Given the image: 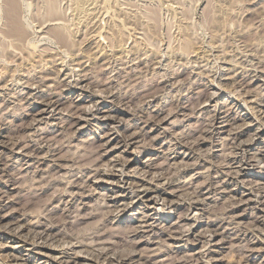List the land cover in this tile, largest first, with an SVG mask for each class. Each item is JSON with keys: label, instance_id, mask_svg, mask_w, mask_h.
<instances>
[{"label": "rangeland", "instance_id": "obj_1", "mask_svg": "<svg viewBox=\"0 0 264 264\" xmlns=\"http://www.w3.org/2000/svg\"><path fill=\"white\" fill-rule=\"evenodd\" d=\"M15 2L0 264H264V0Z\"/></svg>", "mask_w": 264, "mask_h": 264}, {"label": "bare ground", "instance_id": "obj_2", "mask_svg": "<svg viewBox=\"0 0 264 264\" xmlns=\"http://www.w3.org/2000/svg\"><path fill=\"white\" fill-rule=\"evenodd\" d=\"M5 2H6V6H5V8H6V10H5V15H4V17H5V27H6V29L4 30L5 32L3 33L4 34V36L7 38H14L15 39V41L16 42H18L19 44H22L23 42L22 41H24V38H25V35H24V33H23V31H22V29H21V26L19 25V22H18V17H17V13H18V7H17V4H16V2H15V0H5ZM262 12V11H261ZM47 18H48V20H54V19H56V14L55 13H53V12H49L48 13V15H47ZM62 34H60L59 32L57 33V32H55V39H57L58 41H59V43H61L62 45L63 44H66L65 43V41H64V39L62 38V36H61ZM54 39V40H55ZM88 39V38H87ZM12 40V39H11ZM63 41H64V43H63ZM12 42V41H11ZM15 42V43H16ZM22 42V43H21ZM57 42V41H56ZM14 43V41H13V44H12V46L14 45H16ZM17 43V44H18ZM11 44V43H10ZM57 44V43H56ZM59 45V44H58ZM20 46V45H16V48H14V49H17L18 47ZM3 47H4V45H3ZM2 47V48H3ZM9 49H11V47L9 48ZM13 49V50H14ZM5 50V49H4ZM12 50V49H11ZM193 50V49H192ZM6 51V50H5ZM9 51V50H8ZM3 52V51H2ZM14 52V51H13ZM191 52V51H190ZM5 53V52H4ZM10 53V52H9ZM34 54V53H33ZM57 54V53H56ZM8 55H10V54H8ZM7 55V56H8ZM28 55H30V54H28ZM1 56V55H0ZM12 56V55H11ZM16 56V55H15ZM32 56H34V55H32ZM44 56V55H43ZM155 56V55H154ZM2 57V56H1ZM50 57V56H49ZM48 57V58H49ZM56 57V56H55ZM8 58V57H7ZM54 58V57H53ZM108 58V57H107ZM40 59H41V57H40ZM47 59V58H46ZM6 60V59H5ZM11 60H13V59H11ZM15 60V59H14ZM38 60V59H37ZM22 61V60H21ZM55 62V61H54ZM6 63V62H5ZM24 63V62H23ZM39 63H41V62H39ZM9 64H11V63H9ZM38 64V63H37ZM54 64V63H53ZM5 70V69H4ZM3 70V71H4ZM0 74H2V73H0ZM3 75V74H2ZM1 77V76H0ZM170 78V77H169ZM163 82V81H162ZM235 83V82H234ZM238 85V84H237ZM100 86V85H99ZM239 86V85H238ZM240 87V86H239ZM54 94V93H53ZM91 94V93H90ZM152 94V93H151ZM57 95V94H56ZM154 95V94H153ZM209 97H211V96H209ZM146 98V97H145ZM213 98V97H212ZM205 99V98H204ZM210 99V98H209ZM208 99V100H209ZM198 100H199V98H198ZM200 101H202V100H200ZM207 101V100H206ZM50 102H52V101H50ZM49 102V103H50ZM198 102V101H197ZM177 103V102H176ZM199 103V102H198ZM198 105V104H197ZM172 109V108H171ZM180 109V108H179ZM133 111V110H132ZM134 112V111H133ZM38 113V112H37ZM169 113V112H168ZM84 114V113H83ZM82 115V114H81ZM171 115V114H170ZM113 117V116H112ZM115 117V116H114ZM150 118V117H149ZM153 118V117H152ZM118 119V118H117ZM155 119V118H154ZM111 120H112V118H111ZM159 121V120H158ZM78 122V121H77ZM115 122V121H114ZM145 122V121H144ZM162 122V121H161ZM28 126V125H27ZM237 129V128H236ZM205 130V129H204ZM236 132V131H235ZM232 134V133H231ZM241 134V133H240ZM239 134V135H240ZM124 137V136H123ZM183 138V137H182ZM178 140V139H177ZM238 141V140H237ZM242 141V140H241ZM125 142V141H124ZM234 143V142H233ZM239 144H240V142H239ZM101 145V144H100ZM238 145V144H237ZM98 150V149H97ZM101 150V149H100ZM244 151V150H243ZM93 153V152H92ZM91 153V154H92ZM90 154V155H91ZM95 155V154H94ZM90 157V156H89ZM244 158V157H243ZM76 159V158H75ZM239 160V159H238ZM81 163V162H80ZM89 163H91V162H89ZM240 163V162H239ZM77 164V163H76ZM225 165H226V163H225ZM241 165V164H240ZM60 166V165H59ZM84 166V165H83ZM93 166V165H92ZM244 166V165H243ZM247 166V165H246ZM81 168H83L82 166H80ZM88 168V167H87ZM93 171V170H92ZM98 171V170H97ZM162 172V171H161ZM113 173V172H112ZM112 173H108L107 175H105L106 173H104V171H103V173H102V171L101 172H98L97 173V177H104V176H114V174H112ZM126 173V172H125ZM95 174H96V172H95ZM171 174V173H170ZM170 174H168L167 176H169ZM69 175V174H68ZM122 175V174H121ZM96 177V176H95ZM164 177V176H163ZM170 177V176H169ZM81 178V177H80ZM99 181V180H98ZM98 181H96V182H98ZM59 183V182H58ZM108 182H106V184H107ZM133 184V183H132ZM138 184V183H137ZM71 186V185H70ZM142 187H144V186H142ZM159 187V186H158ZM134 188V187H133ZM146 188V187H145ZM155 189V188H154ZM58 190V189H57ZM60 190V189H59ZM140 190V189H139ZM164 190V189H163ZM192 190V189H191ZM128 191V190H127ZM134 191V190H133ZM145 191H147V189H144V192L143 193H145ZM153 192V191H152ZM188 192V191H187ZM186 192V193H187ZM61 193H62V191H61ZM133 193V192H132ZM196 193V192H195ZM250 193V192H249ZM252 194V193H251ZM32 195V194H31ZM70 195V194H69ZM129 195V194H128ZM63 196V195H62ZM132 196V195H131ZM188 196V195H187ZM51 197H53V196H51ZM59 197V196H58ZM139 197V196H138ZM152 197H154V196H152ZM188 198V197H187ZM199 199V198H198ZM185 200V199H184ZM31 201V200H30ZM240 201V200H239ZM155 203V202H154ZM29 204V203H28ZM126 204V203H125ZM181 204V203H180ZM27 205V204H26ZM46 205V204H45ZM44 205V202H43V206H45ZM35 206V205H34ZM195 205H194V202H190L189 204H187V208L188 209H190V208H192V207H194ZM40 207V206H39ZM98 209V208H97ZM124 210V209H123ZM122 210V211H123ZM107 211V210H106ZM93 212H95V211H93ZM105 212H103L102 214H104ZM111 213V212H110ZM95 214V213H94ZM87 216V215H86ZM100 216V215H99ZM108 216V215H107ZM22 224V223H21ZM24 224V223H23ZM99 224V223H98ZM28 225V224H27ZM105 225V224H104ZM102 226V225H101ZM21 227H24V226H22L21 225ZM90 227V226H89ZM34 228V227H33ZM123 228V227H122ZM92 229V228H91ZM116 229V228H115ZM126 229V228H125ZM131 229V228H130ZM87 230H89V228L87 229ZM124 230V229H123ZM23 231V230H22ZM86 231V230H85ZM91 231V230H90ZM209 231V230H208ZM37 232H39V231H37ZM41 232H43V230L41 231ZM84 232V231H83ZM132 232H134L133 230H132ZM184 232V231H183ZM36 233V232H35ZM44 233V232H43ZM49 233V234H48ZM58 233V232H57ZM81 233V232H80ZM128 233V232H127ZM126 233V234H127ZM130 233V232H129ZM186 233V232H185ZM216 233V232H215ZM42 234H40V236H41ZM45 235H50V236H52V237H54V236H57V234H54L53 233V231L51 230V228L50 229H47L46 231H45ZM44 235V236H45ZM54 235V236H53ZM62 235V234H61ZM60 235V236H61ZM82 235V234H81ZM117 235V234H116ZM187 235V234H186ZM16 237L17 236H19V233L17 234V235H15ZM23 236V235H22ZM21 236V237H22ZM68 236V235H67ZM84 236H86V235H84ZM124 236H125V233H124ZM183 236H184V234H183ZM20 237V238H21ZM43 237V236H42ZM51 237V239H53ZM64 237V236H63ZM93 237V236H92ZM115 238H117V239H120V240H122V238H120V237H118V236H114ZM121 237H123V236H121ZM177 237V236H176ZM25 238V237H24ZM55 238V237H54ZM68 238V237H67ZM78 238V237H77ZM172 238V237H171ZM43 239H45V238H43ZM85 240V239H84ZM119 240V241H120ZM124 240V239H123ZM33 241H35V240H33ZM45 241H48V240H45ZM54 241H55V239H54ZM54 241H51V242H54ZM128 241V240H127ZM50 242V243H51ZM64 242V241H63ZM78 242V241H77ZM42 243H44V242H42ZM34 244V243H33ZM32 246V245H31ZM77 246V245H76ZM94 246V245H93ZM35 247H37V246H35ZM38 247H42V246H38ZM43 247H45L44 246V244H43ZM46 247H47V245H46ZM96 247V246H95ZM102 248V247H101ZM47 249H49L48 247H47ZM91 249V248H90ZM252 249V248H251ZM52 250V249H51ZM246 250H248V249H246ZM254 250V249H253ZM102 251V250H101ZM105 251V250H104ZM250 252V251H249ZM41 253V252H40ZM103 253V252H102ZM61 254H63V253H61ZM250 254V253H249ZM97 255V254H96ZM47 256H49V255H47ZM46 256V257H47ZM92 256V255H91ZM125 256V255H124ZM99 257V256H98ZM102 257H103V261L105 262H107V264H122V263H124V261L126 260V259H115V260H110V259H106L107 258V255H106V253H104V255H102ZM101 257V258H102ZM112 257V256H111ZM118 257V256H117ZM116 257V258H117ZM128 258L129 260H130V258L128 257V256H125V257H123L122 256V258ZM52 258V257H51ZM57 258V257H56ZM100 258V259H101ZM121 258V257H120ZM76 259V258H75ZM128 259L125 261V262H127L128 261ZM132 260V259H131ZM130 260V261H131ZM103 262V263H104ZM148 262V261H147ZM67 263V262H66ZM177 263V262H176ZM186 263V262H185ZM71 264H76V260H73L72 261V263ZM130 264V263H129Z\"/></svg>", "mask_w": 264, "mask_h": 264}]
</instances>
